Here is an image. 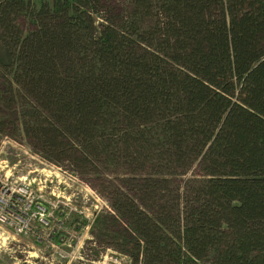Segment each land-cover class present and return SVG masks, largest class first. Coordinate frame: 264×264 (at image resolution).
<instances>
[{
  "label": "trees",
  "instance_id": "1",
  "mask_svg": "<svg viewBox=\"0 0 264 264\" xmlns=\"http://www.w3.org/2000/svg\"><path fill=\"white\" fill-rule=\"evenodd\" d=\"M0 71V139L88 176L107 249L264 264V0H0Z\"/></svg>",
  "mask_w": 264,
  "mask_h": 264
},
{
  "label": "rangeland",
  "instance_id": "2",
  "mask_svg": "<svg viewBox=\"0 0 264 264\" xmlns=\"http://www.w3.org/2000/svg\"><path fill=\"white\" fill-rule=\"evenodd\" d=\"M114 2L125 7L126 0ZM15 75L6 76L0 71V112L7 96L3 93L7 80L5 83L3 77L10 79ZM31 140L23 132H19L16 139L3 136L0 166L4 169L3 175L8 172L11 180L25 184L33 192L32 197L47 207L51 226L35 232L42 242H35L33 236L15 242L12 237L1 240L0 264H28L25 260L31 261L28 257L34 255V251L27 245L43 252V260L37 264H131L128 256L107 249L96 236L100 234L94 229L96 217L110 211L107 199L93 189L86 179L88 176L76 172L72 165L59 166L46 160ZM90 179L93 181L94 177ZM31 226L36 229L37 223L32 222Z\"/></svg>",
  "mask_w": 264,
  "mask_h": 264
},
{
  "label": "built area",
  "instance_id": "3",
  "mask_svg": "<svg viewBox=\"0 0 264 264\" xmlns=\"http://www.w3.org/2000/svg\"><path fill=\"white\" fill-rule=\"evenodd\" d=\"M3 170L0 166V241L12 237L15 242L33 236L35 242H42L41 236L35 232L38 229L47 230L51 226L47 207L32 197L33 192L25 184L11 180L12 176L8 172L3 175ZM32 222L37 223L36 229L32 228ZM27 247L34 251V255H29L31 261L26 259V263L37 264L43 260L41 250L35 249L33 245Z\"/></svg>",
  "mask_w": 264,
  "mask_h": 264
}]
</instances>
